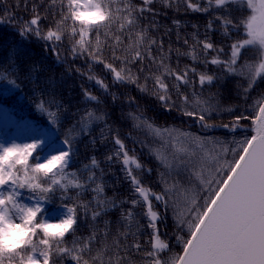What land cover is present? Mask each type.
Listing matches in <instances>:
<instances>
[{
    "label": "snow or ice",
    "instance_id": "6c2138e0",
    "mask_svg": "<svg viewBox=\"0 0 264 264\" xmlns=\"http://www.w3.org/2000/svg\"><path fill=\"white\" fill-rule=\"evenodd\" d=\"M164 2L169 3L170 0ZM152 3L153 0H142L141 5L134 6L132 0H108L105 6L103 0H49L50 7L60 5L56 9L59 19L54 18L53 26L42 35L39 23L45 17L33 5L34 15L25 25L22 34L31 32L45 41L57 42L63 41L66 33L73 38L78 35L79 38L74 40L71 47L72 54L87 55L94 62L103 64L114 74L117 83H137L138 77L130 69L117 70L113 63H108L103 56L106 46L111 49L112 58L125 66L137 61L143 62L147 56L163 68V73L153 79L158 86L155 94L164 107L169 110L176 107L164 79L169 76L176 81L173 87L181 99L179 110L184 115L195 118L206 128L222 127L235 131L243 127L241 120L250 119L243 114L235 116L229 124L209 123L213 111L216 110L214 106L200 100L199 96L195 101H190L189 96L181 93L179 89L181 85L193 82L189 79L190 72L198 76L200 86L211 85L220 77L198 73L196 68L188 66L181 71L170 69L163 58L158 59L152 55V45H157L158 51L164 53L163 41L149 39L144 51H141L140 45L145 41L146 30L135 32V42L128 44L127 55H117L118 51H124L121 47L124 44L123 36L126 34L129 39L132 37V26L138 23L136 14L142 16L145 11L152 12L149 7ZM183 3L192 11H208V8H202L199 3H192V0H183ZM237 3L246 5L250 15L239 21L244 38L234 40L229 45L227 59L221 58L224 49L217 47L209 39L197 40L196 43L205 54L209 50L216 52L205 63L223 66L228 75L238 76L246 81V86H240L242 97L246 99L258 81L264 79V0H208L209 7L222 8L226 14H230L228 6ZM215 19L221 21L225 36L229 35V26L238 27L227 15L217 16ZM75 22H79L80 27ZM175 23L178 24L179 21ZM151 27H156L155 22ZM207 27L212 28L211 21ZM93 29L94 39L90 36ZM184 42L187 44V40ZM248 49L256 52L257 58L254 61L242 59ZM188 55L194 61L198 59L194 48ZM126 70L127 75L124 74ZM89 78L95 79L104 90H108V85L103 80L94 76ZM139 87L141 91H146L144 85ZM84 95L90 100H97L87 90H84ZM189 106L192 110H188ZM40 107L43 108V102ZM59 107L62 105H57ZM250 107L254 113V118H251L254 134L243 140L233 141L234 147H229L226 142L215 138L195 137L189 143L190 133H177L175 129L160 128L149 121H143L144 126L171 149V157L167 149L163 152L160 149L155 150L156 158L165 167L168 175L175 177L179 175L180 168H190L198 182L195 188L185 187L174 178L169 180L162 177L164 190L154 192L133 174L130 165H134L137 170L143 168L137 158L128 154L118 135L112 137L118 148L112 156L105 159L111 161L113 156L118 159L123 157L122 164L125 166L127 179L133 186L134 194H138V198L122 201L121 204L127 202L133 208L143 204L144 211L141 215L147 219L146 227L151 230L148 241L151 251H144L142 254L146 264H264V93L254 99ZM48 115L55 118L56 112L50 111ZM94 116V112L87 111L78 122L82 123V131L86 135L90 136L88 127ZM111 131L109 129V133ZM96 139L90 136L93 145ZM100 139L103 142L107 137L101 133ZM74 140L75 137L69 130L66 138L61 141L63 148L57 149L52 143L53 153L43 158L38 150L45 141L34 140L30 145L35 151L26 160L3 166V178H0V264H63L64 260H71L73 264H135L133 255L142 253L139 235L143 226L137 221L134 231L130 227L135 215L132 208L126 212L121 211L120 220L126 231H118L111 245L105 243L94 253L93 246L98 241L97 233L91 226L89 236L83 238L82 242L76 238L70 244L65 242L68 234L75 237L79 219L90 217L92 221H96L97 217L120 206L115 198H100L104 185L98 181L95 171L92 170L99 167V161L94 156L90 165L84 166L90 173L86 180H80L78 174L69 169L75 155ZM5 147L4 143H0V152ZM229 155L231 159L228 158ZM30 158L36 162L29 164ZM17 165L22 166L21 169L18 170ZM147 171L150 172L151 169ZM40 174L47 178L46 181L42 182ZM90 184H95L91 190L96 195L93 201L85 202L79 197ZM69 189L77 190L75 197L70 195ZM22 190L30 192L33 203L22 202ZM177 193L181 197L179 201L176 199ZM54 197L60 201L59 207L63 210L61 218L55 222L45 218L47 205L53 202ZM153 199L160 202L165 210L172 206L179 230L175 239L181 246L180 253L163 259L161 253L169 249V244L161 239L158 221L162 216L154 210ZM185 229L186 236L180 234ZM108 234L109 230L106 229L103 236L107 237ZM129 237L132 239L131 244L121 243V240L127 241Z\"/></svg>",
    "mask_w": 264,
    "mask_h": 264
},
{
    "label": "trees",
    "instance_id": "16d2710c",
    "mask_svg": "<svg viewBox=\"0 0 264 264\" xmlns=\"http://www.w3.org/2000/svg\"><path fill=\"white\" fill-rule=\"evenodd\" d=\"M141 3L142 0H132L134 6L141 5ZM192 3H199L200 7L208 8V11H192L186 7L183 0H170L169 3H165L164 0H153V3L149 5L152 12L145 11L142 16L136 14L138 23L132 26V37L129 39L128 35L123 36L124 44L121 47L124 51H118L117 55H127L128 44L135 42V32L146 30L145 41L140 45L141 51H144L149 39L163 41L164 53L158 51L157 45H152V55L158 59L163 58L170 69L181 71L188 66L196 68L198 73L220 77L211 85L200 86L198 76L190 72L189 79L193 82L181 85L179 90L188 95L190 101H195L199 96L200 100L207 101L214 106L216 110L213 111L209 123L229 124L235 116L242 114L248 116L250 119H242L240 123L243 127L235 131L222 127H202L195 118L184 115L179 110L181 99L173 87L176 81L169 76H165L164 79L176 107L172 110L164 107L155 94L158 86L153 79L154 76H160L163 73V68L153 63L147 56L143 62L137 61L135 64L125 66L119 60L112 58L111 49L106 46L103 56L108 63H113L117 70L130 69L131 73L138 77L137 83H117L114 80V74L108 71L103 64L94 62L87 55L74 56L72 54L71 47L74 40L79 38L78 35L73 38L66 33L65 39L57 42L45 41L31 32L22 34L25 25L34 15L33 5H36L37 11L45 17L39 23L42 35L53 26L54 18L59 19L56 9L60 5L50 7L49 0H0V117L5 113L17 127L21 126L20 122L32 119L34 123L47 126L54 131L53 140L62 141L71 130V134L75 137V155L69 164V169L76 172L80 180H86L90 173L84 166L90 165V160L94 156L99 161V167L92 170L95 171L98 181L104 185V192L100 198H115L120 204L119 207L110 209L106 214L97 217L96 221H92L90 217L79 219L75 237L68 234L65 237L66 243L70 244L74 238L82 242L83 238L89 236L91 226L97 233L98 241L93 246L94 253L105 243L111 245L118 231H126L120 220L121 211L126 212L132 208L135 215L130 227L134 231V224L137 221L143 226L139 235L142 253L133 255V260L135 264H146V261L142 259V254L144 251H151L148 243L151 230L146 227L147 219L141 215L144 206L140 204L133 208L127 202L121 204L122 201L138 198V194H134L133 186L127 179V172L122 164L123 157L118 159L113 156L111 161L105 159L107 156H112L118 148L113 143L114 135H118L123 140L128 154L135 156L143 166L142 169L137 170L134 165H130L133 168V174L137 175L143 185L159 193L165 187L161 183L162 177L169 180L174 178L179 184L192 188H195L198 182L192 170L187 167L180 168L179 175L175 177L168 175L165 167L156 158L155 150L160 149L163 152L167 149L171 157V149L146 128L143 121H149L160 128L175 129L177 133H190L189 143L195 137L215 138L226 142L229 147H234L233 141H240L254 134L251 123L254 113L250 105L253 104L254 99L264 93V79L258 81L257 86L246 99L243 98L240 86H246V81L238 76L228 75L223 66L205 63L206 60L214 57L216 52L209 50L205 54L196 43L197 40L209 39L214 45L224 49L221 58L227 59L229 45L234 40L244 38L243 28L239 26V21L249 16L250 10L246 5L237 3L229 5L230 14H226L222 8L209 7L208 0H192ZM103 4L106 6L108 0H103ZM64 9L66 11V3ZM225 15L238 25V27H228V36L224 35L221 21L215 19L217 16ZM176 21L179 23H175ZM210 21L212 28L208 29ZM153 22L156 27H151ZM75 23L77 27H80L79 22ZM113 28L115 29V25ZM94 31L93 29L90 33L93 39ZM193 48L198 56L195 61L188 55ZM169 49L172 51L169 52ZM256 58L257 54L253 49L246 50L242 57L243 60L248 61H254ZM141 68H143L142 72ZM124 74H128L127 70ZM90 76L103 80L108 85V90H104L95 79H90ZM140 85H144L146 91H141ZM84 90L96 96L97 100L87 98ZM53 100L55 103H50ZM42 102L43 108L40 107ZM57 105H62V107L57 108ZM188 110H192V107L189 106ZM50 111L56 112L55 118L48 115ZM87 111L95 114L88 127L90 136L97 138L95 145L91 143L90 136L82 131V123H78ZM96 117L101 119H96ZM109 129L112 130L111 133ZM101 133L107 137L103 142L100 139ZM10 136L11 129L6 125L1 126L0 143H4L5 146L13 142L21 143L19 137L11 138ZM164 139L166 141L167 137ZM7 141L11 142L6 144ZM38 153L42 157L43 152L38 150ZM228 158L231 159V156L229 155ZM35 162L30 158L29 164ZM21 167L17 165L18 170ZM40 175L42 182L46 181L47 178ZM94 187L95 184H90L79 199L85 202L93 201L96 194L91 189ZM76 191L69 189L70 195L74 197ZM22 192V202L33 203L30 199V192L28 190H22ZM176 199L177 201L181 199L179 193L176 194ZM65 202L70 203V201ZM59 204L60 201L54 197L53 202L47 205L48 211L45 218L50 220L54 213L61 211ZM153 205L154 210L162 216V219L158 221L161 239L169 244V249L161 253V258L180 253L181 246L175 239L179 230L172 206L170 205L165 210V207L154 199ZM106 229L109 230V234L104 237L103 233ZM186 231L185 229L180 234L186 236ZM121 243L131 244L132 239L129 237L127 241L121 240ZM69 262L73 261L64 260L63 264Z\"/></svg>",
    "mask_w": 264,
    "mask_h": 264
},
{
    "label": "rangeland",
    "instance_id": "374dc122",
    "mask_svg": "<svg viewBox=\"0 0 264 264\" xmlns=\"http://www.w3.org/2000/svg\"><path fill=\"white\" fill-rule=\"evenodd\" d=\"M6 125L11 129V138L19 137L21 143H31L34 140H43L45 143L40 149L42 153V157H47L48 155L53 153L52 143L55 144L57 149L63 148L62 142L60 140H53L54 131L49 129L47 126H43L41 124H36L32 119L24 120L20 122V127H17L15 122L9 118L5 113L1 114L0 117V127ZM10 140V138H7ZM11 141H7L6 144H9ZM42 162V159H41ZM62 211L54 213L50 220L55 222L59 218H61ZM17 222L20 221L17 219ZM68 264H73V262H69Z\"/></svg>",
    "mask_w": 264,
    "mask_h": 264
},
{
    "label": "clouds",
    "instance_id": "9594fccd",
    "mask_svg": "<svg viewBox=\"0 0 264 264\" xmlns=\"http://www.w3.org/2000/svg\"><path fill=\"white\" fill-rule=\"evenodd\" d=\"M34 151L35 149L31 147L30 143L13 142L7 145L4 151L0 152V178H3L2 169L4 165L10 162L18 164L20 160H26L27 156Z\"/></svg>",
    "mask_w": 264,
    "mask_h": 264
}]
</instances>
